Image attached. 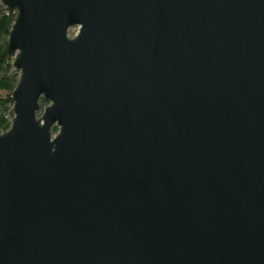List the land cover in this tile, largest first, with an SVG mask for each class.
<instances>
[{
    "label": "water",
    "instance_id": "1",
    "mask_svg": "<svg viewBox=\"0 0 264 264\" xmlns=\"http://www.w3.org/2000/svg\"><path fill=\"white\" fill-rule=\"evenodd\" d=\"M1 5L0 264H264V0Z\"/></svg>",
    "mask_w": 264,
    "mask_h": 264
},
{
    "label": "trees",
    "instance_id": "2",
    "mask_svg": "<svg viewBox=\"0 0 264 264\" xmlns=\"http://www.w3.org/2000/svg\"><path fill=\"white\" fill-rule=\"evenodd\" d=\"M14 14L8 13L7 10L1 5L0 0V134L7 131L12 119V101L11 92L15 88L18 80V73L12 69V59L6 53L7 37L13 24ZM75 30L69 33L72 37ZM47 103L43 100L39 101V114ZM53 134L57 132L54 128Z\"/></svg>",
    "mask_w": 264,
    "mask_h": 264
}]
</instances>
